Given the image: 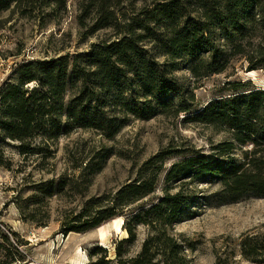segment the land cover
<instances>
[{
	"label": "trees",
	"instance_id": "1",
	"mask_svg": "<svg viewBox=\"0 0 264 264\" xmlns=\"http://www.w3.org/2000/svg\"><path fill=\"white\" fill-rule=\"evenodd\" d=\"M67 1L0 0V30L7 12L48 16L49 10L65 11ZM90 1L86 18H80L85 28L86 19L94 15L91 32L85 36L103 29L111 33L74 58L71 78L67 56L17 64L15 81L0 93V142H18L22 155H43L63 131L94 130L113 138L128 115L148 119L157 114H184V122L228 132L231 139L213 146L211 154L193 152L173 164L160 201L125 220L123 230L128 237L116 243L115 258L108 259V249L97 247L91 254H100V258L90 263L192 264L188 253L196 246L176 234L174 227L205 198L199 183L218 184L214 197L220 202L264 197V91L243 90L242 83H229L234 92L231 97L212 100L194 111L172 72L178 69L176 61L187 57L192 59L189 70L196 79L225 73V45H237L235 49L242 53L237 41L254 22L264 23V0H194L195 10L188 14L180 1L170 0L131 18L119 10L118 0ZM149 43H154L156 53L148 48ZM158 54L166 57L164 63ZM70 79L72 94L66 110ZM169 155L165 151L158 154L135 181L89 200L80 213L63 222L62 231L84 233L100 227L124 215L129 205L154 194ZM141 226L149 229V235L141 251L131 256ZM238 246L243 260L264 264V231L243 234ZM227 262L217 255L215 264Z\"/></svg>",
	"mask_w": 264,
	"mask_h": 264
},
{
	"label": "rangeland",
	"instance_id": "2",
	"mask_svg": "<svg viewBox=\"0 0 264 264\" xmlns=\"http://www.w3.org/2000/svg\"><path fill=\"white\" fill-rule=\"evenodd\" d=\"M165 1L170 0L118 3L119 10L131 18ZM178 1L185 14L195 10L194 0ZM90 4V0H68L65 11L49 10L48 16L38 12L34 17L5 13L0 30V93L15 81V67L24 62L67 56L71 78L74 58L87 53L93 44L111 33L103 29L85 36L91 32L94 15L86 19L85 28L80 25V18ZM237 44H241L240 54L235 49L237 45H225L222 74L196 79L189 70L192 59L183 57L176 61L178 69L172 76L179 80L187 104L194 111L212 100L231 97L234 92L229 83H242L243 90L264 91V23L254 22ZM148 48L154 53L158 51L154 43H149ZM157 57L161 63L166 60L161 54ZM253 66L258 69L249 71ZM70 83L71 79L65 97L66 110L72 94ZM186 116L157 114L142 119L128 115L113 138L94 130L80 129L69 134L63 131L43 155H22L18 142H0V264L13 259L17 260L14 264H90L100 258V254H91L97 247L107 248L108 259H114L116 243L128 234L117 232L113 221L122 218L125 222L157 204L173 164L193 156V152L209 155L213 146L231 139L223 130L184 122ZM66 121L65 114L63 128ZM164 151L170 155L154 194L129 205L124 215L100 227L84 233L62 231L63 222L80 213L89 200L114 193L135 181L144 165ZM198 188L205 198L174 227L176 234L196 246L188 253L192 264H215L217 255L223 261L227 259L226 264H258L243 260L238 244L243 234L264 231V197L245 196L237 202H220L214 197L218 184L203 181ZM148 235L147 227L138 228L131 256L141 251Z\"/></svg>",
	"mask_w": 264,
	"mask_h": 264
},
{
	"label": "bare ground",
	"instance_id": "3",
	"mask_svg": "<svg viewBox=\"0 0 264 264\" xmlns=\"http://www.w3.org/2000/svg\"><path fill=\"white\" fill-rule=\"evenodd\" d=\"M114 222V227L119 233H123V225H124V220L122 218L116 219L113 221Z\"/></svg>",
	"mask_w": 264,
	"mask_h": 264
}]
</instances>
